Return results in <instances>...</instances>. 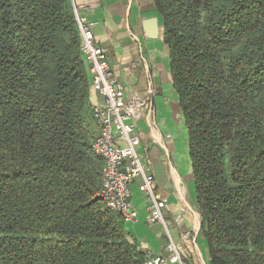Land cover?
<instances>
[{
    "label": "trees",
    "instance_id": "trees-1",
    "mask_svg": "<svg viewBox=\"0 0 264 264\" xmlns=\"http://www.w3.org/2000/svg\"><path fill=\"white\" fill-rule=\"evenodd\" d=\"M209 264H264V0H152ZM73 0H0V264H144L97 196Z\"/></svg>",
    "mask_w": 264,
    "mask_h": 264
},
{
    "label": "crops",
    "instance_id": "crops-1",
    "mask_svg": "<svg viewBox=\"0 0 264 264\" xmlns=\"http://www.w3.org/2000/svg\"><path fill=\"white\" fill-rule=\"evenodd\" d=\"M73 4L79 16L95 23V43L108 50L109 65L124 86L125 100L137 96L146 102L136 122L140 139L137 152L141 164L154 176L157 191L166 199L164 218L173 220L181 209L185 210L180 230L192 234L190 240L182 243L186 264H209L187 131L172 84L169 49L163 39L162 16L152 0H73ZM152 20H156L158 33L150 38ZM99 101L92 89L90 106ZM92 128L96 136L95 123ZM130 192L137 217L124 223L128 241L143 253L166 254L168 239L159 225L149 223V199L139 192L138 181L130 185ZM171 235L179 241L177 229H172Z\"/></svg>",
    "mask_w": 264,
    "mask_h": 264
},
{
    "label": "built area",
    "instance_id": "built-area-1",
    "mask_svg": "<svg viewBox=\"0 0 264 264\" xmlns=\"http://www.w3.org/2000/svg\"><path fill=\"white\" fill-rule=\"evenodd\" d=\"M74 14L80 35V51L88 67L92 89L100 98L91 106L98 128L92 150L103 162L97 196L104 207L120 216L124 223L135 221L137 212L131 205L130 185L138 181L139 192L149 199V223L159 225L168 239L166 254L155 256L146 251L143 253L144 264H186L182 243L190 240L192 234L180 230L185 210L181 209L173 220L164 218L162 210L166 199L157 191L154 176L141 164L137 152L140 139L136 122L146 102L137 96L125 100L124 86L109 65L108 50L95 43V23L79 16L75 6ZM172 229L178 230L177 242L172 238Z\"/></svg>",
    "mask_w": 264,
    "mask_h": 264
},
{
    "label": "water",
    "instance_id": "water-1",
    "mask_svg": "<svg viewBox=\"0 0 264 264\" xmlns=\"http://www.w3.org/2000/svg\"><path fill=\"white\" fill-rule=\"evenodd\" d=\"M149 24H152V27H154L151 36H149L150 38L154 37L155 35H157L158 30H157V25H156V20H152L151 22H149ZM153 35V36H152Z\"/></svg>",
    "mask_w": 264,
    "mask_h": 264
}]
</instances>
